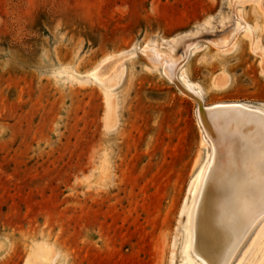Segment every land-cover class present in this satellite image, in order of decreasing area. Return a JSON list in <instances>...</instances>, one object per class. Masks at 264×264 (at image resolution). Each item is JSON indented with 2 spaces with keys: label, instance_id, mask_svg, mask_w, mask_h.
I'll return each mask as SVG.
<instances>
[{
  "label": "rangeland",
  "instance_id": "374dc122",
  "mask_svg": "<svg viewBox=\"0 0 264 264\" xmlns=\"http://www.w3.org/2000/svg\"><path fill=\"white\" fill-rule=\"evenodd\" d=\"M180 75L264 104V0H0V264H187L211 147ZM241 240L223 264H264V212Z\"/></svg>",
  "mask_w": 264,
  "mask_h": 264
},
{
  "label": "bare ground",
  "instance_id": "6f19581e",
  "mask_svg": "<svg viewBox=\"0 0 264 264\" xmlns=\"http://www.w3.org/2000/svg\"><path fill=\"white\" fill-rule=\"evenodd\" d=\"M146 52L156 59L158 52ZM167 62L168 68L166 63L153 64H163V73L169 77L179 63ZM180 79L188 90L198 93L183 76ZM107 107L110 109L109 101ZM206 108L210 110L205 113L206 121L198 108V123L211 152L200 173V197L195 199L193 223L183 248L187 264H193L189 252L202 264L226 263L235 245L264 212V104L229 102Z\"/></svg>",
  "mask_w": 264,
  "mask_h": 264
},
{
  "label": "water",
  "instance_id": "95a60500",
  "mask_svg": "<svg viewBox=\"0 0 264 264\" xmlns=\"http://www.w3.org/2000/svg\"><path fill=\"white\" fill-rule=\"evenodd\" d=\"M186 93H188V94L192 95L193 97H195V98L198 100V102H199V98H198L196 95H194V94L191 93V92H186ZM199 110H200V114H201V116H202V115H204V114L206 113V111H208L209 109H207L206 107H202L201 104H200V102H199Z\"/></svg>",
  "mask_w": 264,
  "mask_h": 264
}]
</instances>
